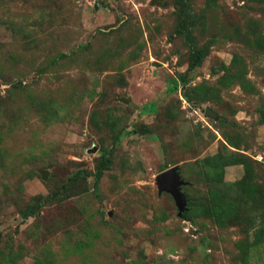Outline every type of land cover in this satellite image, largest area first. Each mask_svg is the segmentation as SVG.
Segmentation results:
<instances>
[{
	"label": "rangeland",
	"instance_id": "rangeland-1",
	"mask_svg": "<svg viewBox=\"0 0 264 264\" xmlns=\"http://www.w3.org/2000/svg\"><path fill=\"white\" fill-rule=\"evenodd\" d=\"M0 264H264V0H0Z\"/></svg>",
	"mask_w": 264,
	"mask_h": 264
},
{
	"label": "water",
	"instance_id": "water-1",
	"mask_svg": "<svg viewBox=\"0 0 264 264\" xmlns=\"http://www.w3.org/2000/svg\"><path fill=\"white\" fill-rule=\"evenodd\" d=\"M204 114L209 117L213 116V114L208 110H206ZM156 182L158 184L159 190H165L170 194L176 204L178 214L183 211L185 207V199L179 191L181 181L179 180L175 168L172 167L159 173L156 176Z\"/></svg>",
	"mask_w": 264,
	"mask_h": 264
},
{
	"label": "trees",
	"instance_id": "trees-1",
	"mask_svg": "<svg viewBox=\"0 0 264 264\" xmlns=\"http://www.w3.org/2000/svg\"><path fill=\"white\" fill-rule=\"evenodd\" d=\"M205 57V52L204 51H198L195 54V58H194V62L193 65L197 66L198 64H200L201 60ZM102 163H106V159L103 158L102 159ZM100 178V171L98 170L95 174V182H97V180ZM96 185V184H95Z\"/></svg>",
	"mask_w": 264,
	"mask_h": 264
}]
</instances>
